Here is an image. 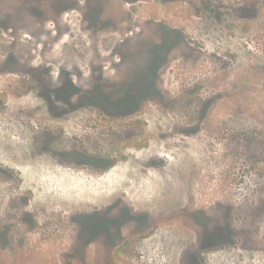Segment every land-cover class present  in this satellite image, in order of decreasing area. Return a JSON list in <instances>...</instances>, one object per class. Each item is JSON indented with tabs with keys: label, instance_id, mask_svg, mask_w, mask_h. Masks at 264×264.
Segmentation results:
<instances>
[{
	"label": "rangeland",
	"instance_id": "rangeland-1",
	"mask_svg": "<svg viewBox=\"0 0 264 264\" xmlns=\"http://www.w3.org/2000/svg\"><path fill=\"white\" fill-rule=\"evenodd\" d=\"M215 232L204 264H264V0H0V264H187Z\"/></svg>",
	"mask_w": 264,
	"mask_h": 264
},
{
	"label": "flooded vegetation",
	"instance_id": "flooded-vegetation-1",
	"mask_svg": "<svg viewBox=\"0 0 264 264\" xmlns=\"http://www.w3.org/2000/svg\"><path fill=\"white\" fill-rule=\"evenodd\" d=\"M90 163H94V162H91V161H88V162L78 161L76 164L89 165ZM93 166H94L95 169H100L101 168V163L98 164V165H97V163H95V165H93ZM124 213H125V217H124V219H125L127 217L126 216L127 213H126V211H124ZM123 220H121V222ZM113 222H115V220H113ZM183 222L191 223V224H193V225H195L196 227H199V228L211 224L210 220H208L206 218V216H204V214H202L200 212L196 213L195 215H192L191 216V220H186L185 219V220H183ZM115 223H120V222H115ZM230 226H232V225L230 224ZM7 231L8 230L5 229L3 232L6 233ZM194 240H195L194 241L195 244L201 243L199 238H195ZM8 241H9V239H8ZM237 241L238 240L235 239L233 236L221 237V236H219V234L217 232H215V234H213L212 236L206 237L205 241L203 242L202 245L197 246L198 247L197 251H195V253H193L192 257H190V260L188 261L187 264H204V262L201 261V259L199 257L202 253H207L209 250L215 249V248H219V247H221V248L232 247L234 244H236ZM129 243H130V240H126L121 245H119L116 248V250H115L116 254L120 255V254L124 253L123 250H125V248L128 247ZM258 243L263 245V239L258 241ZM68 249H69V251L67 253L68 257L71 258V259H78L77 257H75L73 255V252H72L73 247L71 246Z\"/></svg>",
	"mask_w": 264,
	"mask_h": 264
}]
</instances>
